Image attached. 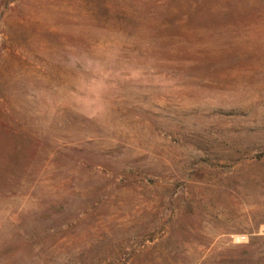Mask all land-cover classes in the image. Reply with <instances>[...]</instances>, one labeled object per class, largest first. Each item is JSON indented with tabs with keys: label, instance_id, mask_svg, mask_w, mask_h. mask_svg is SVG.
I'll list each match as a JSON object with an SVG mask.
<instances>
[{
	"label": "rangeland",
	"instance_id": "1",
	"mask_svg": "<svg viewBox=\"0 0 264 264\" xmlns=\"http://www.w3.org/2000/svg\"><path fill=\"white\" fill-rule=\"evenodd\" d=\"M0 264H264V0H0Z\"/></svg>",
	"mask_w": 264,
	"mask_h": 264
}]
</instances>
